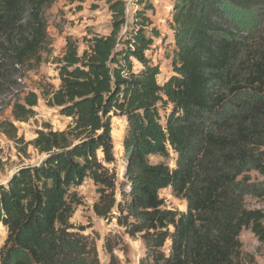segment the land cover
Listing matches in <instances>:
<instances>
[{
  "label": "trees",
  "instance_id": "1",
  "mask_svg": "<svg viewBox=\"0 0 264 264\" xmlns=\"http://www.w3.org/2000/svg\"><path fill=\"white\" fill-rule=\"evenodd\" d=\"M54 1L0 0V96L14 88L15 68L38 69L51 55L45 13ZM104 2L108 34L89 33L81 53L65 38L53 62L58 87L23 92L11 120H0V133L16 143V123L34 118L39 98L70 120L64 131L37 130L23 151L32 146L42 160L0 185V264H100L96 239L71 223L87 180L95 215L142 241L139 264H244L240 233L264 242V210L245 203L264 202V181L248 176L264 177V62L239 77V19L264 0H174L172 72L162 84L149 55L165 39L151 19L153 0ZM244 91L251 96L235 107ZM113 118L125 120L122 176ZM167 188L184 211L165 206L159 194ZM119 243L105 238L108 264H119Z\"/></svg>",
  "mask_w": 264,
  "mask_h": 264
},
{
  "label": "rangeland",
  "instance_id": "2",
  "mask_svg": "<svg viewBox=\"0 0 264 264\" xmlns=\"http://www.w3.org/2000/svg\"><path fill=\"white\" fill-rule=\"evenodd\" d=\"M130 2V0H127ZM174 0H153L154 14L151 16L154 26L160 32L162 42L157 40L153 50L149 53L152 63L159 67V84H162L172 72L171 68V45L172 34L169 30V22L172 14V3ZM131 16V15H129ZM47 20V34L51 40V55L44 56L45 62L38 68L26 72L15 68L11 80L15 86L9 92L0 96V120H11V107L15 100L22 98L23 92H35L39 94L43 86L51 85L57 88L59 80L54 65V60L61 57L64 52L65 38L70 37L78 42L79 53L84 49L83 38L88 34L106 35L110 27V15L107 12L104 0H55L51 8L45 13ZM240 29L242 40L241 63L238 69L241 79H245L252 65L258 61L264 62V3L253 12L241 16ZM11 69L9 72L11 73ZM251 96V93L244 91L233 100L235 107L239 106L242 100ZM35 116L27 123H16L18 129L17 137L23 142L16 143L9 141L0 133V185L7 183L8 179L20 168L33 166L42 160L32 146L24 145L35 138V132L41 130L44 124L51 126L53 131H64L70 120L59 116L54 108L47 107L42 98H39L38 105L34 109ZM114 154L117 163V170L120 176L124 173L122 140L125 134V120L113 118L111 122ZM167 161L170 168L174 167L175 157L170 155ZM152 164L163 160L159 157H150ZM248 176L252 181L262 182L264 177L256 172H250ZM81 199V205L71 219L77 227L85 229V234L96 239V248L100 264H108L109 256L104 249V241L107 236L117 237L118 246L114 249V255L118 258L119 264H139L145 253L142 241L139 237L130 238L124 234L116 220H104L98 218L93 212V205L97 201L95 187L87 180L77 190ZM165 206L169 210L184 211L186 203L183 200L172 196L169 188L162 190L159 194ZM246 207L249 209L264 210V202L245 198ZM5 233L0 230V246L5 239ZM241 254L244 264H264V242H259L251 232L243 230L240 233Z\"/></svg>",
  "mask_w": 264,
  "mask_h": 264
}]
</instances>
